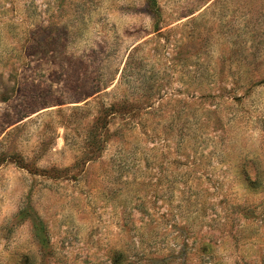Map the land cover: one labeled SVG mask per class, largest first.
<instances>
[{"label": "rangeland", "instance_id": "rangeland-1", "mask_svg": "<svg viewBox=\"0 0 264 264\" xmlns=\"http://www.w3.org/2000/svg\"><path fill=\"white\" fill-rule=\"evenodd\" d=\"M0 264H264V0H0Z\"/></svg>", "mask_w": 264, "mask_h": 264}]
</instances>
